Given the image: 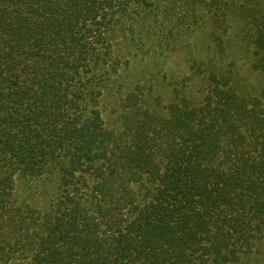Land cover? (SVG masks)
Segmentation results:
<instances>
[{
	"label": "trees",
	"instance_id": "trees-1",
	"mask_svg": "<svg viewBox=\"0 0 264 264\" xmlns=\"http://www.w3.org/2000/svg\"><path fill=\"white\" fill-rule=\"evenodd\" d=\"M152 2L0 0V264H264V85L215 55L200 97L125 94L119 27L185 28Z\"/></svg>",
	"mask_w": 264,
	"mask_h": 264
},
{
	"label": "rangeland",
	"instance_id": "rangeland-1",
	"mask_svg": "<svg viewBox=\"0 0 264 264\" xmlns=\"http://www.w3.org/2000/svg\"><path fill=\"white\" fill-rule=\"evenodd\" d=\"M193 3V0H153L152 5L158 8L155 13L162 28L160 34L181 21V17L184 21V30L171 45L151 48L140 43L129 50L122 42L132 38L131 25L119 27L117 32L121 35L116 39L113 56L129 59L136 65L135 72L131 69L128 76L125 94L139 85L146 87L145 90L153 85L155 94L161 92L166 98L160 96L163 99L160 105H164V101L173 98L177 87L184 86L190 96L200 97L202 87L208 83L204 74L208 69L205 62L214 61L215 55L224 59L227 69L236 67L242 76L252 71L254 84L264 85V77H258L255 82V72L264 67V59H260L264 57V49L259 50L255 43V19L264 16V0H215L214 3L196 0V4ZM192 15L194 22L189 20ZM188 20L192 24L187 23ZM126 28L128 30L124 32ZM243 264L251 263L244 261Z\"/></svg>",
	"mask_w": 264,
	"mask_h": 264
}]
</instances>
